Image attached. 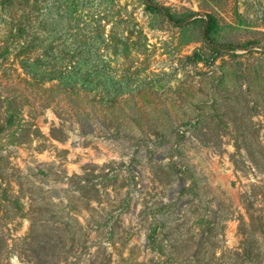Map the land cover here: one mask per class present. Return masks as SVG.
I'll return each mask as SVG.
<instances>
[{
	"label": "rangeland",
	"instance_id": "rangeland-1",
	"mask_svg": "<svg viewBox=\"0 0 264 264\" xmlns=\"http://www.w3.org/2000/svg\"><path fill=\"white\" fill-rule=\"evenodd\" d=\"M153 3L170 18L143 0H0V264H185L181 230L121 213L93 226L89 200L116 174L42 165L89 107L119 132L209 148L238 200L227 237L190 264H264V0Z\"/></svg>",
	"mask_w": 264,
	"mask_h": 264
},
{
	"label": "crops",
	"instance_id": "crops-1",
	"mask_svg": "<svg viewBox=\"0 0 264 264\" xmlns=\"http://www.w3.org/2000/svg\"><path fill=\"white\" fill-rule=\"evenodd\" d=\"M157 138L140 124L119 132L89 107L88 113L71 116L62 140L48 141L36 155L63 180L116 169L113 178L95 187L100 197L89 200L93 226L113 225L118 213L126 226L161 222L159 235L171 237L174 230L187 235L190 251L183 263L190 264L201 247L214 250L220 243L215 237H227L232 229L236 187L219 159L194 138L178 140L172 133Z\"/></svg>",
	"mask_w": 264,
	"mask_h": 264
},
{
	"label": "trees",
	"instance_id": "trees-1",
	"mask_svg": "<svg viewBox=\"0 0 264 264\" xmlns=\"http://www.w3.org/2000/svg\"><path fill=\"white\" fill-rule=\"evenodd\" d=\"M144 1V4L146 6L147 9L151 10V11H154V12H157V13H160L162 14L163 16H166V17H169L170 18V15L168 14V10L164 7H161V6H157L153 3V0H143ZM96 27H100V24L96 25ZM211 29V27L209 26H206L205 27V30H204V35H207V32ZM79 75H82V72H78Z\"/></svg>",
	"mask_w": 264,
	"mask_h": 264
},
{
	"label": "built area",
	"instance_id": "built-area-1",
	"mask_svg": "<svg viewBox=\"0 0 264 264\" xmlns=\"http://www.w3.org/2000/svg\"><path fill=\"white\" fill-rule=\"evenodd\" d=\"M159 139L157 138L155 141H158ZM153 142H151L152 144ZM128 167V166H127ZM117 173V170L116 169H111V170H107L106 172H104V175L105 176H101V174L99 172L95 173V180L98 182V181H101L103 177H112L114 174Z\"/></svg>",
	"mask_w": 264,
	"mask_h": 264
}]
</instances>
